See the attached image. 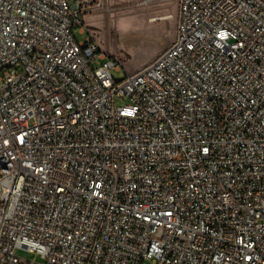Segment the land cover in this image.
<instances>
[{
  "label": "built area",
  "instance_id": "obj_1",
  "mask_svg": "<svg viewBox=\"0 0 264 264\" xmlns=\"http://www.w3.org/2000/svg\"><path fill=\"white\" fill-rule=\"evenodd\" d=\"M106 1L0 0V264H264V0H176L123 80Z\"/></svg>",
  "mask_w": 264,
  "mask_h": 264
},
{
  "label": "rangeland",
  "instance_id": "obj_2",
  "mask_svg": "<svg viewBox=\"0 0 264 264\" xmlns=\"http://www.w3.org/2000/svg\"><path fill=\"white\" fill-rule=\"evenodd\" d=\"M177 12L176 0H107L84 18L88 33L79 34L80 26H75L73 36L76 41L90 36L100 52L120 61L122 68L119 72L111 70V75L123 80L151 65L174 42ZM165 15L169 16L150 20ZM15 255L24 261L42 263L38 255L23 250H16Z\"/></svg>",
  "mask_w": 264,
  "mask_h": 264
},
{
  "label": "crops",
  "instance_id": "obj_3",
  "mask_svg": "<svg viewBox=\"0 0 264 264\" xmlns=\"http://www.w3.org/2000/svg\"><path fill=\"white\" fill-rule=\"evenodd\" d=\"M167 16H169V15H165V16H155V17H152L150 20L163 19V18H166Z\"/></svg>",
  "mask_w": 264,
  "mask_h": 264
}]
</instances>
